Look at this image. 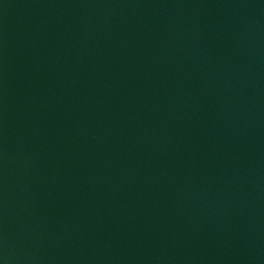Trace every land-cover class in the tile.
I'll use <instances>...</instances> for the list:
<instances>
[{
  "label": "water",
  "instance_id": "1",
  "mask_svg": "<svg viewBox=\"0 0 264 264\" xmlns=\"http://www.w3.org/2000/svg\"><path fill=\"white\" fill-rule=\"evenodd\" d=\"M0 264H264V0H0Z\"/></svg>",
  "mask_w": 264,
  "mask_h": 264
}]
</instances>
